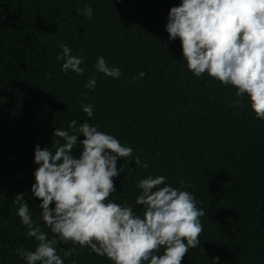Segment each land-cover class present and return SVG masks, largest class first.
Instances as JSON below:
<instances>
[{
	"label": "trees",
	"instance_id": "trees-1",
	"mask_svg": "<svg viewBox=\"0 0 264 264\" xmlns=\"http://www.w3.org/2000/svg\"><path fill=\"white\" fill-rule=\"evenodd\" d=\"M180 3L0 0V264H27L16 249L35 250L38 243L17 215L16 194H24L34 224L53 237L31 191L34 150L63 144L53 132H71L72 119L116 136L149 164L119 157L123 171L112 178L117 191L109 200L142 216L137 182L149 175H164L195 196L205 212L203 231L181 264H215L213 257L219 264H264V120L247 95L239 98L233 86L188 70L179 38L170 40L165 27L170 8ZM87 7L91 19L77 11ZM61 43L83 57V74L62 70ZM99 56L122 75L97 71ZM141 71L145 77L133 80ZM91 78L94 90L85 86ZM82 103L93 105L92 117ZM81 151L78 145L73 155ZM61 247L78 254L64 258ZM58 254L64 264H113L71 241L61 242Z\"/></svg>",
	"mask_w": 264,
	"mask_h": 264
},
{
	"label": "clouds",
	"instance_id": "clouds-1",
	"mask_svg": "<svg viewBox=\"0 0 264 264\" xmlns=\"http://www.w3.org/2000/svg\"><path fill=\"white\" fill-rule=\"evenodd\" d=\"M77 11L89 19L93 14L91 7ZM165 27L170 40L179 38L189 71L196 77L207 73L233 86L239 98L247 95L255 117L264 120V0H181L170 8ZM60 47L62 55L57 59L63 60L62 70L83 74V57L72 55L67 44ZM94 67L114 79L122 75L103 56ZM145 75L141 71L133 80ZM95 85L91 78L85 86L94 90ZM239 104V99L233 101L234 106ZM81 107L88 117L93 116V105L82 103ZM68 128L72 131L55 128L53 132L63 144L52 148L37 144L34 150L38 167L31 191L42 201L38 207L53 237L49 239L34 224L24 194H16L14 203L21 223L27 226L26 235L38 242L35 250L21 246L16 252L27 264H64L58 245L71 241L113 264H181L188 250L198 247L203 231L200 218L205 212L197 207L195 196L167 184L164 175H149L137 182L141 191L136 204L143 206V214H135L130 204L108 199L117 191L112 178L123 171L122 166L118 170L117 159L129 158L127 163L134 160L143 168L149 164L139 155L133 158L132 147L87 121L78 124L72 119ZM80 134L84 139L78 142ZM78 145L82 151L77 158L73 150ZM60 251L64 258L78 254L75 247ZM213 259L219 264V257Z\"/></svg>",
	"mask_w": 264,
	"mask_h": 264
}]
</instances>
